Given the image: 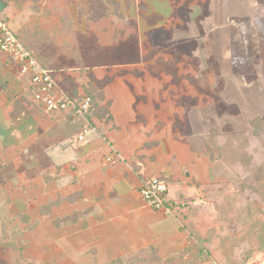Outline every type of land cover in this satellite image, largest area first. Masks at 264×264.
Instances as JSON below:
<instances>
[{"label": "crops", "instance_id": "crops-1", "mask_svg": "<svg viewBox=\"0 0 264 264\" xmlns=\"http://www.w3.org/2000/svg\"><path fill=\"white\" fill-rule=\"evenodd\" d=\"M230 1L0 0L54 72L53 96L91 98L83 117L38 109L0 51V264L191 263L198 242L180 213L232 170L209 144L216 109H201L245 50L246 15ZM87 126L97 132L79 141ZM151 177L168 184L174 216L141 198Z\"/></svg>", "mask_w": 264, "mask_h": 264}, {"label": "rangeland", "instance_id": "rangeland-1", "mask_svg": "<svg viewBox=\"0 0 264 264\" xmlns=\"http://www.w3.org/2000/svg\"><path fill=\"white\" fill-rule=\"evenodd\" d=\"M14 1L37 9L45 0ZM229 3L233 13L246 15L245 50L237 54L232 72L216 79L211 103L201 109H216L219 115L209 144L230 163L231 175L187 203L180 215L198 242L189 262L208 255L218 264H264V0Z\"/></svg>", "mask_w": 264, "mask_h": 264}, {"label": "built area", "instance_id": "built-area-1", "mask_svg": "<svg viewBox=\"0 0 264 264\" xmlns=\"http://www.w3.org/2000/svg\"><path fill=\"white\" fill-rule=\"evenodd\" d=\"M0 51L8 55L12 62L19 66L21 74L29 77L30 87L32 88V102L38 109L46 113L60 111L73 117H83L88 113L91 104L89 96H84L80 102L68 99L61 92L57 98L53 96V93L58 90L54 72L43 68L37 62L32 53L23 46L15 33L10 29L7 20L1 17ZM95 132H97L95 127L87 126L83 134L78 137V140H83L87 133ZM117 161L118 158L115 156V150L111 147V152L105 157V163L115 165ZM168 193V184L156 177L145 179L139 189L141 198L152 210L166 216H174L177 208L169 200ZM183 225L181 224V227ZM183 264H218V262L207 255V259L202 262Z\"/></svg>", "mask_w": 264, "mask_h": 264}]
</instances>
